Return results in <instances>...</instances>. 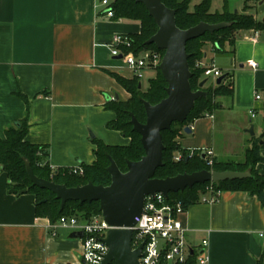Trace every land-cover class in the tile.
I'll return each instance as SVG.
<instances>
[{"label": "crops", "instance_id": "0c3cea01", "mask_svg": "<svg viewBox=\"0 0 264 264\" xmlns=\"http://www.w3.org/2000/svg\"><path fill=\"white\" fill-rule=\"evenodd\" d=\"M226 6L261 27L234 30L222 50L205 47L203 62L229 75L234 93L219 97V108L192 122L191 133L184 130L177 142L189 152L212 149L215 159L243 162L246 148L260 139L263 160L256 169L264 175V0H211L214 12ZM141 28L108 17L101 0H0V138L27 120L26 141L47 147L53 170L93 165L95 139L128 146L130 138L108 127L117 118L109 104L131 97L115 75H137L112 50L116 36ZM145 72L157 76L155 69ZM8 183L1 174L0 264H82L83 240L70 237L76 231L49 226L36 216L35 194H13ZM179 219L194 264L205 240L208 264H264V198L223 191L218 201L193 204Z\"/></svg>", "mask_w": 264, "mask_h": 264}, {"label": "trees", "instance_id": "16d2710c", "mask_svg": "<svg viewBox=\"0 0 264 264\" xmlns=\"http://www.w3.org/2000/svg\"><path fill=\"white\" fill-rule=\"evenodd\" d=\"M163 2L169 8L176 10L177 26L181 29H188L202 21L209 23L227 21L233 22V24L215 33H206L202 37L187 43V53L190 55L189 65L192 72L190 81L192 89L194 91L199 90L201 81L206 79L204 90L208 92V96L197 100L195 108L185 122H175L170 130L163 131L164 165L157 169L155 177L166 178L203 169L242 172L250 169L251 175L243 179L200 183L178 193L172 192L168 202L172 205L181 203L182 208L187 210L191 205L202 202L203 197H218L223 191H245L251 196H257L263 200L264 175H261L256 169L257 164L263 160L260 156L262 148L260 139H256L246 148L243 162L218 161L214 158L212 166L207 164L205 158H202V150L193 151L191 154V152L181 149L177 142V138L184 133L185 127L190 126L196 119L213 114L219 108V97L233 96L234 93L233 82L226 83L229 75L222 84L207 86L209 78L204 76V68L198 66V62L205 58V47L212 44L216 51L222 50L226 43L233 42L234 30L259 28L261 22H257L250 14L232 13L227 6L222 13L214 12L211 10V0H203L192 8L190 7L191 0H163ZM111 7L115 12L113 18L137 21L142 27L139 34L127 36L129 44L118 45L123 53L139 56L145 51H157L163 57V50L158 49L154 44L146 45V41L157 32L158 26L142 3L136 0H111ZM155 70L157 76L150 79L146 90L140 88L141 78L138 76L129 80L115 75L117 80L131 94V97L126 101L114 100L109 104L117 118L109 123L108 127L120 131L125 137L130 138L131 142L128 146H112L102 140L95 139L97 161L91 166L83 165V174L74 173L68 168L53 170L47 162L49 157L47 147L26 141L27 120L18 122L15 126L7 129L5 138H0V175L3 173L8 175L9 189L22 190L26 188L28 193L35 194L37 217L48 219L54 224L63 216H75L86 221L94 216L102 215L98 201L83 204L79 201H69L62 209L61 201L52 192L33 186L27 173L25 158L30 161L37 176L59 184H66L68 187L85 185L90 181L97 185H109L111 183V175L107 171V167L110 165L109 155L117 162L122 171H126L127 160L138 161L145 154L141 136L131 124L130 113L133 112L141 122H145L146 111L141 98L152 104H157L167 96V82L159 66ZM178 154H182V159H175ZM192 258L193 256L190 255L186 264H194Z\"/></svg>", "mask_w": 264, "mask_h": 264}, {"label": "water", "instance_id": "95a60500", "mask_svg": "<svg viewBox=\"0 0 264 264\" xmlns=\"http://www.w3.org/2000/svg\"><path fill=\"white\" fill-rule=\"evenodd\" d=\"M142 3L150 16L155 20L158 30L147 41L146 45H155L164 51L159 69L167 82V96L159 103L152 104L141 98L146 111V121L141 122L131 112L133 129L141 136L145 154L138 161L127 160V170L122 171L117 162L108 156L110 165L107 171L111 175L109 185L88 182L85 185L68 187L37 176L31 163L25 158L26 169L33 186L52 192L61 201L63 209L69 201H98L105 222L111 227L103 239L109 250L101 264H140L143 243L133 248V227L135 217L144 213L145 199L162 193L166 198L170 193H178L196 184L218 183L229 180L243 179L251 175V170H207L192 173H181L176 176L157 178L158 168L164 165L163 131L170 130L173 123H183L195 108L197 100L208 96L204 90L206 79L201 81L200 89L194 91L191 86L192 72L189 65L190 55L187 53V43L202 37L206 33H215L230 27L233 22L219 23L200 22L188 29L177 26L176 10L169 8L163 0H136ZM227 75H222L216 84H222ZM142 84H140V88ZM185 132L191 133V126L185 127ZM254 134L253 127L250 130ZM205 158V151L202 153ZM13 194H26L28 189H11ZM82 231L73 232L70 237L83 238Z\"/></svg>", "mask_w": 264, "mask_h": 264}, {"label": "built area", "instance_id": "2783aa9c", "mask_svg": "<svg viewBox=\"0 0 264 264\" xmlns=\"http://www.w3.org/2000/svg\"><path fill=\"white\" fill-rule=\"evenodd\" d=\"M106 6V15L113 18L114 9L111 7V0H101ZM129 44L127 37L118 35L115 37V46L112 54L121 55L125 62L135 71L139 78L144 77L146 69H155L162 61V55L157 51H145L137 56L132 53H123L119 48V44ZM250 65L255 67L257 64L253 61ZM198 66L204 68V76L216 80L223 75L222 71L213 66L198 62ZM260 98V95H257ZM253 116L255 114L253 113ZM207 164L212 166L214 163V151L212 149L204 150ZM193 154V152H191ZM176 160L182 159V154L175 157ZM74 173L83 174V167H74L71 169ZM219 197H203L202 202H216ZM185 210L181 203L172 205L168 202L162 193L155 196H147L145 199L144 213L135 217V227H133V248H137L143 243L141 251L140 264H186L192 248L186 241V228L179 215ZM49 226L63 227L73 231H82L83 253L82 264H101L106 254L108 246L104 242L111 227L105 222L102 215L94 216L90 220L82 221L77 217L63 216L54 224ZM208 241L203 242V251L197 255V264H208L209 256L206 253Z\"/></svg>", "mask_w": 264, "mask_h": 264}, {"label": "rangeland", "instance_id": "374dc122", "mask_svg": "<svg viewBox=\"0 0 264 264\" xmlns=\"http://www.w3.org/2000/svg\"><path fill=\"white\" fill-rule=\"evenodd\" d=\"M201 1H203V0H191L190 7L191 8L194 7V5H196L198 2H201ZM152 77H153V74L151 72H145L144 78L142 79V84L144 86H147L149 79ZM212 83H213L212 78H209V81L207 82V86H210ZM257 134H258V131H257ZM244 159H245V152H244ZM218 161H220V160H218Z\"/></svg>", "mask_w": 264, "mask_h": 264}]
</instances>
